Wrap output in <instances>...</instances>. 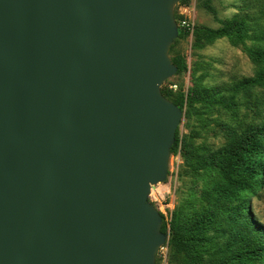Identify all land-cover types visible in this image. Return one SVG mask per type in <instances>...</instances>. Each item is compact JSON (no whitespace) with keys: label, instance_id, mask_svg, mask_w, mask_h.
<instances>
[{"label":"water","instance_id":"water-1","mask_svg":"<svg viewBox=\"0 0 264 264\" xmlns=\"http://www.w3.org/2000/svg\"><path fill=\"white\" fill-rule=\"evenodd\" d=\"M182 1L0 0V264H157Z\"/></svg>","mask_w":264,"mask_h":264},{"label":"rangeland","instance_id":"rangeland-1","mask_svg":"<svg viewBox=\"0 0 264 264\" xmlns=\"http://www.w3.org/2000/svg\"><path fill=\"white\" fill-rule=\"evenodd\" d=\"M210 6L214 13L207 9ZM183 8H189L187 16L195 24V31L186 37L178 38L170 49V58L187 57L191 62V74L176 75L162 86L171 99H177L183 89L190 92L198 86L203 101L193 106L187 105L178 129L180 148L171 154L167 181L152 188L150 202L164 215L163 226L168 228L169 261L172 256L171 221L177 209L193 214L207 203L202 194L214 186L218 178L217 170L194 173L185 159L184 142L198 153L212 152L228 144V133L241 135L248 128L264 124V88H252L249 91L234 89L245 80L255 79L264 71V60L256 61L251 53L264 52V0H189L187 4L177 5L174 14H180ZM245 22L246 38L238 43L234 37H224L208 41L205 30H222L230 22ZM172 51V52H171ZM189 82V83H188ZM177 86V87H175ZM189 88V89H188ZM212 92V93H211ZM213 92L232 101L235 108L224 110L209 100ZM259 182V181H258ZM223 196L217 200L222 201ZM248 200V213L264 230V185L260 182L256 193H237L231 202L241 206ZM159 264V257H157ZM264 264V263H263Z\"/></svg>","mask_w":264,"mask_h":264},{"label":"trees","instance_id":"trees-1","mask_svg":"<svg viewBox=\"0 0 264 264\" xmlns=\"http://www.w3.org/2000/svg\"><path fill=\"white\" fill-rule=\"evenodd\" d=\"M189 0H183L180 5H186ZM208 2L212 0H207ZM207 9L212 11L210 6ZM183 19L176 14L177 22ZM245 22H230L222 30H205L208 41L224 37H234L238 43L246 38ZM189 35L180 29L179 38ZM173 49V47H172ZM171 49V50H172ZM172 52V51H171ZM253 58L261 62L264 52L251 53ZM173 64L178 67V75L188 72L186 57L172 58ZM193 69L191 70L192 80ZM264 88V71L255 79L245 80L234 89L237 93L240 88L249 91L252 88ZM163 95L177 105L182 111L189 105L203 101L198 86H194L189 93L185 89L177 99H171L166 91ZM212 93V92H211ZM209 101L224 110H232L235 104L226 101L224 97L213 92ZM228 133V144L219 150L198 153L184 142V159L194 173L218 171V178L214 186L202 194L203 202L207 206L200 208L193 214H186L183 209H177L171 221L172 256L170 264H263L264 263V230L248 213L245 200L241 206H233L232 201L240 192L256 193L260 182L264 185V124L248 128L243 134ZM180 148L179 133L171 154L177 153ZM259 181V182H258ZM223 196L222 201L217 197ZM162 215V214H161ZM162 218L165 219L164 215ZM163 233L168 234L167 226H163Z\"/></svg>","mask_w":264,"mask_h":264},{"label":"built area","instance_id":"built-area-1","mask_svg":"<svg viewBox=\"0 0 264 264\" xmlns=\"http://www.w3.org/2000/svg\"><path fill=\"white\" fill-rule=\"evenodd\" d=\"M189 11V8H183L182 12L179 14L180 16L183 17V19L178 23L179 29H183L186 32H188L189 34H193L195 31V24L193 22H191L187 16V12ZM187 62H188V72L184 75H188L191 74V62H189V59L186 57ZM189 83V82H188ZM177 87V86H175ZM189 89V88H188ZM186 93H188V91H186ZM169 245L168 243L165 244L163 247L160 248L159 253H158V257H159V264H168L169 261Z\"/></svg>","mask_w":264,"mask_h":264}]
</instances>
